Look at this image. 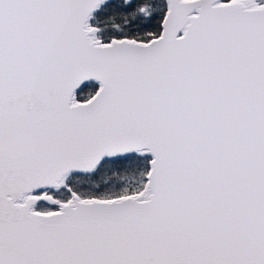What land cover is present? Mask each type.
<instances>
[{"label": "snow or ice", "instance_id": "6c2138e0", "mask_svg": "<svg viewBox=\"0 0 264 264\" xmlns=\"http://www.w3.org/2000/svg\"><path fill=\"white\" fill-rule=\"evenodd\" d=\"M0 264H264V0H0Z\"/></svg>", "mask_w": 264, "mask_h": 264}]
</instances>
